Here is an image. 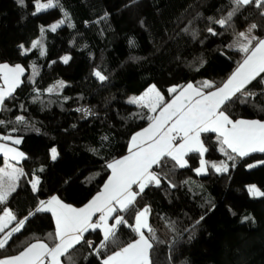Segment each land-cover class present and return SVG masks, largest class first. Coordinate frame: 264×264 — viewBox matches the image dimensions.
<instances>
[{"label":"trees","instance_id":"obj_1","mask_svg":"<svg viewBox=\"0 0 264 264\" xmlns=\"http://www.w3.org/2000/svg\"><path fill=\"white\" fill-rule=\"evenodd\" d=\"M35 3L25 0L21 6L16 0H0V63L25 68L13 98L5 101L7 110L0 111V120L5 122L0 135L22 137L19 145L4 143L26 156L18 167L27 175L6 205L18 218L53 195L83 207L101 191L110 174L107 163L128 153L131 136L146 128V117L152 115L127 103L131 95H142L156 85L165 100L171 101L174 94L168 89L172 86L205 80L222 85L242 59L240 52L228 47L235 41V33L256 23L253 34L264 38V17L253 7L242 9L233 18V28L210 24L209 18L227 14L229 0H60L63 11L53 8L33 15ZM64 11L75 27L65 24L56 32L48 30L64 18ZM41 26L46 29L44 56L39 49H30L31 42L40 39ZM208 26L222 34L211 35ZM130 41L135 42L134 47ZM21 44L30 49L27 55L21 54ZM64 55L71 57L67 64L61 59ZM33 64L39 73L35 77ZM94 70L108 79L101 83ZM58 81L66 85L48 94L46 90ZM248 88L259 92L264 84L258 77ZM257 102L264 105V96L248 104H232L228 111L234 119L264 120V111L253 106ZM78 108H88L92 114L85 115ZM17 116H24L26 124H16ZM13 127L19 131L12 133ZM202 138L209 149L205 159L216 163L225 159L214 133ZM52 147L58 153L55 160L50 156ZM187 159L190 167L169 177L177 187L163 182L137 199L138 208L151 207L150 223L162 241L152 250V264H264V197L250 196L246 187L255 185L264 192V164L247 167L264 161V153L238 158L235 168L229 161L226 174L209 168L201 176L193 171L198 167V155L189 154ZM2 163L0 158V166ZM32 175L41 180L37 192L31 188ZM201 216L204 219L197 224ZM54 230L50 213L33 215L0 257L16 254ZM118 235L121 244L136 238L124 226ZM86 236L97 245L102 239L98 231ZM115 250L111 246L103 254ZM73 253L75 264H100V258L86 245H78Z\"/></svg>","mask_w":264,"mask_h":264},{"label":"snow or ice","instance_id":"obj_2","mask_svg":"<svg viewBox=\"0 0 264 264\" xmlns=\"http://www.w3.org/2000/svg\"><path fill=\"white\" fill-rule=\"evenodd\" d=\"M16 2L25 5V0ZM229 3L231 7L227 14L219 19L209 18L210 24H216L221 29L233 28V18L248 7L255 8L264 17V0H229ZM34 7L33 15L53 8L63 11L60 0H36ZM63 15L64 18L51 24L48 30L56 32L65 24L75 27L66 11ZM257 28L256 23H251L245 31L235 33L236 39L228 47L240 52L242 59L222 85L217 86L215 82L205 80L199 84L190 82L184 86H172L168 89L170 94H174L171 101H166L156 85H151L142 95L128 99L127 103L152 113L146 117L149 124L131 136L127 155L107 163L106 167L110 171L107 181L102 190L83 207H74L53 195L50 199L39 200L27 216L18 218L14 215L6 205L17 190L21 178L27 174L13 161L26 159V156L16 147L4 143L10 141L12 145H19L22 137L0 135V154L5 158L4 165L0 167V206H4L0 207V252L10 246L9 241L22 231L31 216L50 213L55 224L54 233H48L43 239L36 238L16 254L0 257V264H75L73 250L78 245L92 249L100 258V264H152V250L156 243L162 241L150 223L151 207H137V199L143 196L146 189L160 188L163 182L170 188L177 187L169 177L178 169L190 167L187 159L189 154L198 155V167L193 171L195 175L201 176L207 175L209 168L217 174H226L229 172V161L232 162L231 167L235 168L238 158L252 153H264V120L234 119L228 111L232 104H248L250 100L256 101L257 96H264V88L259 92L248 88L258 77L260 83L264 84V38L253 34ZM45 31V27L41 26L40 39L33 40L30 45V49H39L40 56L46 55L43 44ZM207 31L213 36L222 34L212 26H208ZM196 35L193 33L194 37ZM130 46L134 47L135 42L130 41ZM19 47L23 50L22 55L28 54L30 49H26L23 44ZM61 59L67 64L71 57L64 55ZM24 72L25 68L20 64L10 66L8 63H0V111L7 110L5 101L13 98L15 90L22 83ZM38 74L33 64V77ZM93 75L101 83L108 79L99 70H94ZM64 86L63 81H58L46 91L50 95L55 94ZM36 91L38 99L39 92ZM253 106L264 111V105L258 102ZM76 111L85 115L92 114L88 108H78ZM15 123L26 124L25 117L17 116ZM4 125L5 122L0 120V126ZM17 131L19 129L16 127L11 129L12 133ZM206 133H214L216 136L218 150L225 157L219 163L205 159L209 149L202 137ZM102 139L106 140L107 137ZM57 155V149L52 147L51 159L55 160ZM255 166L247 165L248 168ZM39 171L42 172L43 168ZM184 183L188 184L190 180ZM40 184V177L32 175L33 192L39 191ZM246 187L250 196L264 197V192L257 186ZM203 219L201 216L196 223L199 224ZM14 221L15 226L9 227ZM121 226L129 228L136 238L121 244L118 235ZM97 231L102 235L98 245L86 236ZM111 246H115L116 250L104 255V250Z\"/></svg>","mask_w":264,"mask_h":264},{"label":"crops","instance_id":"obj_3","mask_svg":"<svg viewBox=\"0 0 264 264\" xmlns=\"http://www.w3.org/2000/svg\"><path fill=\"white\" fill-rule=\"evenodd\" d=\"M0 83H2V81H0ZM8 145H9V144H8ZM9 146H12V145H9ZM13 147H15V146H13ZM16 148H17V147H16ZM17 150H18V151H21V150L18 149V148H17ZM21 152H22V151H21ZM127 154H128V153H127ZM127 154H126V155H127ZM252 154H254V153H252ZM0 158H2V160H3V163H2V165L0 166V167H2V166L4 165L5 158H4V156H3L2 154H0ZM23 160H24V159L19 160L18 162L13 161V163L16 164V166H19L20 163H21ZM101 190H102V189H101ZM93 219H95V217H94ZM53 220H54V218H53ZM14 222H15V221H14ZM14 222H13V223H14ZM13 223H12V224H13ZM10 226H11V225H10Z\"/></svg>","mask_w":264,"mask_h":264},{"label":"rangeland","instance_id":"obj_4","mask_svg":"<svg viewBox=\"0 0 264 264\" xmlns=\"http://www.w3.org/2000/svg\"><path fill=\"white\" fill-rule=\"evenodd\" d=\"M58 22V21H57ZM21 80H22V77H21ZM64 85H66V83H64ZM61 90V89H60ZM159 90V89H158ZM132 96H136V95H131L130 97H132ZM139 96V95H138ZM129 97V98H130ZM128 98V99H129ZM57 157H58V155H57ZM57 159V158H56ZM264 163H259V164H257L255 167H258V166H261V165H263Z\"/></svg>","mask_w":264,"mask_h":264}]
</instances>
